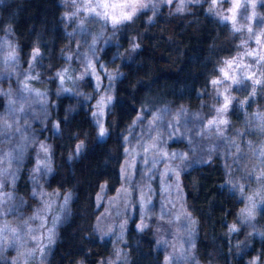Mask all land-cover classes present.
<instances>
[{"label":"trees","instance_id":"obj_1","mask_svg":"<svg viewBox=\"0 0 264 264\" xmlns=\"http://www.w3.org/2000/svg\"><path fill=\"white\" fill-rule=\"evenodd\" d=\"M206 5V0L193 1L178 11L173 4H163L154 13L143 9L131 20L108 26L112 39L99 49V58L118 75L105 116L106 134L100 137L91 116L96 93L90 77L84 74L79 81L91 93L83 104L59 91L56 72L72 49L63 22V0H0V34L14 39L21 63L33 62L41 78L36 83L48 93V116L42 126L34 124L50 149L52 168L43 186L71 194L67 217L57 227L46 264H103L117 246L125 252L124 261L117 264H163L164 252L151 225L138 228L131 218L121 240L100 234L97 196L100 191L111 195L119 186L124 136L139 113L147 116L158 106L184 116L192 111L213 112L212 78L223 59L235 51L238 37ZM256 18L264 24V0L257 5ZM36 50L39 55L34 57ZM241 93L245 96L248 87ZM245 109L249 114L264 110V72ZM241 117V108L233 104L230 127H236ZM169 145L185 147V142L177 138ZM30 151L14 186L25 211L32 210L37 201L30 193ZM237 175L243 173L230 172L217 153L181 172L184 203L195 221L193 253L203 264L264 262V233L259 236L247 227L230 228V223L239 220L243 204ZM257 220L264 223V210Z\"/></svg>","mask_w":264,"mask_h":264},{"label":"rangeland","instance_id":"obj_2","mask_svg":"<svg viewBox=\"0 0 264 264\" xmlns=\"http://www.w3.org/2000/svg\"><path fill=\"white\" fill-rule=\"evenodd\" d=\"M193 1L200 0H63V22L68 27L72 49L56 72L59 91L83 104L91 93L79 81L84 74L90 77L96 93L91 116L100 137L106 134L105 116L118 75L99 58V49L112 39L108 28L116 25L112 17L133 13V6L132 17L143 9L154 13L163 4L179 9ZM259 1L206 0L207 10L227 22L238 37L235 51L223 59L212 78L220 81L212 83L216 96L213 112L192 111L184 116L158 106L147 116L139 113L124 136L119 186L111 195L100 191L97 196V230L101 235L121 240L128 221L135 218L138 228H154L157 244L164 252L163 264H203L193 253L195 221L184 203L181 172L209 160L213 153L230 172L243 173L237 175L243 204L239 220L230 223V228L247 227L259 236L264 233V223L257 220L264 210V110L255 109L249 114L245 109L247 100L255 96L263 81L264 24L256 18ZM102 4L109 7H99ZM236 4L239 7L233 19L231 9ZM93 7L100 15L89 11ZM221 69L229 78H224ZM40 79L32 61L21 63L14 39L7 33L0 34V264H46L57 227L68 213L70 192L59 193L43 186L52 164L48 142L40 139L34 129L36 122L42 126L48 116V93L36 83ZM257 79L261 83H254ZM245 87L248 93L243 96ZM225 96L231 102L226 111L219 112ZM233 104L242 110L236 127H230L229 110ZM209 121L215 123L210 125ZM101 128L105 130L103 136ZM177 138L183 139L185 147L169 145ZM29 151L33 160L30 193L37 201L32 210L25 211L14 186ZM124 258L123 248L117 246L103 264H117Z\"/></svg>","mask_w":264,"mask_h":264},{"label":"snow or ice","instance_id":"obj_3","mask_svg":"<svg viewBox=\"0 0 264 264\" xmlns=\"http://www.w3.org/2000/svg\"><path fill=\"white\" fill-rule=\"evenodd\" d=\"M169 2H171V0H169ZM99 7L108 8L109 5H108V4H102V5H99ZM112 7H117V5H112ZM120 7H123V5H120ZM141 7H146V5H141ZM237 7H239L238 4L234 5L233 8L231 9V11L233 12V17H232L233 19L235 18V9H236ZM177 10H178V11H183V8L181 7V8H179V9H177ZM89 11L92 12V13H95L96 15H100V13L96 12V8H95V7L90 8ZM134 12H135V7L133 6V13H134ZM133 13H126V14H123V15H122L121 17H119V18H117V17H112V22H113V24H118V23H121L122 21H125V20H131V19H132V15H133ZM105 15H107V13H105ZM226 19H227V18H226ZM257 42H259V38H258ZM35 55H39V51H38V50L35 51V53H34V57H35ZM10 58H12V57L10 56ZM262 59H264V58H262ZM228 64H229V67H231V62H228ZM221 71L224 73V78H225V79L229 78V77H228V73H227L226 71H224L223 69H221ZM253 75H254V74H253ZM248 79H252V76H249ZM219 82H220V81H217V80L212 81L213 84H217V83H219ZM234 82H235V81H234ZM254 83L259 84V83H261V81L257 79V80L254 81ZM224 101H225V102H224L223 107L220 108V109H218L219 112H224V111H226V110H227V107H228V104L231 102L230 99H229V97H227V96L224 97ZM214 123H215V121H209V124H210V125H211V124H214ZM221 123H226V121L221 120ZM104 134H105V130H104L103 128H101V130H100V135L103 136ZM80 147H82V145L78 146V150H79ZM231 230H232V231H235L236 229H235V227H233Z\"/></svg>","mask_w":264,"mask_h":264}]
</instances>
